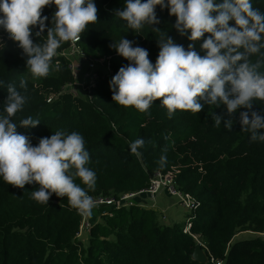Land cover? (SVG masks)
<instances>
[{"label":"trees","instance_id":"obj_1","mask_svg":"<svg viewBox=\"0 0 264 264\" xmlns=\"http://www.w3.org/2000/svg\"><path fill=\"white\" fill-rule=\"evenodd\" d=\"M95 4L98 20L81 34L79 46L85 59H105L107 65L90 92L82 97L65 91L75 82L71 64L78 59L66 54L70 42L57 49L49 75L37 78L18 42L4 38L0 42V81H4L0 113L6 115L3 105L7 85L12 84L27 100L11 119L17 123V133L27 136L33 146L57 131L82 134L91 158L89 167L97 176L95 189L89 191L91 197L139 191L156 172L175 169L176 186L199 202L188 215L195 214L191 215L192 235L184 232L185 224L162 222L155 209L133 205L107 206L99 214V210L92 213L90 226L79 237L83 215L67 197L53 193L48 204L38 203L32 198L40 187L37 182L19 188L0 177V264H214L212 258L223 264H264V238L256 233L241 240L235 237L244 231L264 230V142L252 141L251 133L241 130L239 113L247 109L240 108L229 117L225 106L205 104L199 113L177 110L169 118L161 98L147 112L113 101L109 82L129 63L111 47L114 42L122 37L134 40L133 46L148 50L153 64L162 34L167 33L185 49L194 42L187 38L190 30L181 36L173 27L176 17L167 8L157 5L160 23L145 25L136 33L116 14L125 7L124 0H95ZM252 6L264 12V0H252ZM56 10L54 4L43 8L47 27L41 37L35 36L38 26L33 27L34 42L47 39ZM229 25L234 26V21ZM209 35L205 33V37ZM202 39L195 42L200 55L206 51L200 48ZM258 59V54L250 56L251 62ZM259 70L264 73V66ZM21 79L26 80L27 91L20 88ZM82 81L86 82L84 77ZM50 95L54 98L49 102ZM252 110L264 115V101H255ZM213 112L223 117L219 127ZM29 116L40 122L34 127L19 124ZM229 118L235 121L231 130L223 125ZM138 138L145 144L139 154H133L129 145ZM162 156L166 157L163 166ZM75 182L86 187L78 177ZM199 241L206 246L205 263L192 257Z\"/></svg>","mask_w":264,"mask_h":264},{"label":"clouds","instance_id":"obj_2","mask_svg":"<svg viewBox=\"0 0 264 264\" xmlns=\"http://www.w3.org/2000/svg\"><path fill=\"white\" fill-rule=\"evenodd\" d=\"M124 2L125 7L116 14L134 32L139 33L145 25L160 23L156 12L159 5L176 17L173 27L181 36L190 30L187 38L194 43L185 49L167 33L162 34L157 41L160 51L153 64L148 50L133 46L134 40L122 37L118 43L114 42L111 47L129 63L121 66L109 82L113 101L147 112L161 98L169 118L177 110L199 113L205 104L215 108L225 106L229 117L244 108L247 111L239 113L241 130L250 132L252 141L264 142V132L259 131L264 129V115L252 110L255 101H264V73L259 70L264 66V12L253 8L252 0ZM53 4L57 8L52 18L54 27L47 28L43 43L34 42L33 27L38 26L35 36L41 37L48 20V16H42V10ZM97 11L95 0H0V28L18 42L32 75L47 77L57 49L65 42L79 41L87 26L98 20ZM229 21H234V26ZM152 28L160 31L158 27ZM205 33L210 35L205 37ZM201 38L200 48L206 50L204 55L195 50V42ZM253 54H258L260 59L251 62ZM75 81H82L80 75ZM3 85L4 81H0V87ZM20 88L27 91L26 80L21 79ZM7 92L3 105L6 115L0 113V177L19 188L37 182L40 187L32 192V198L38 203L48 204L54 193L67 197L81 215L91 216L95 201L89 191L95 189L97 176L89 167L91 158L82 134L57 131L50 138H40L38 145L33 146L27 136L17 133V123L11 119L23 110L27 97L12 84L7 85ZM212 116L219 127L223 117L214 112ZM39 122L29 116L19 124L34 127ZM234 122L225 119L223 125L231 130ZM144 144L143 138L130 143L131 153L139 154L138 149ZM165 162L166 157L162 156L161 166ZM77 177L86 187L75 182ZM152 202L155 205L156 200ZM136 205L150 208L143 203ZM202 247L206 253V246Z\"/></svg>","mask_w":264,"mask_h":264},{"label":"built area","instance_id":"obj_3","mask_svg":"<svg viewBox=\"0 0 264 264\" xmlns=\"http://www.w3.org/2000/svg\"><path fill=\"white\" fill-rule=\"evenodd\" d=\"M4 38H10V34L7 33L5 30L0 28V42L4 40ZM81 40V38H80ZM79 41H69V51L66 53L67 55H72L75 56V58H82L83 60H86L88 62V67L87 70L84 72V78L85 81H75L72 85H68L67 87L73 88L76 85H81L83 87V83L85 85L84 90L90 92V88L94 87L96 85L97 80L100 78V75L97 70H95L96 65L101 64L105 59H85L84 57V52L82 51L81 47L79 46ZM108 60L110 59L109 57L107 58ZM106 61V60H105ZM107 62V61H106ZM71 67L73 68V64H71ZM109 69V68H108ZM75 78L78 79L79 75L74 71ZM66 90V88H65ZM53 95H51L48 98V101L50 102L53 99ZM175 177H176V170L169 171L167 173H162V172H156L150 179L149 185L141 189L139 191H133V192H126L118 197H92L93 200L95 201V206H100L101 208L107 207V206H112L115 208H122V207H131L136 204H141V202L144 201L145 198L147 200L155 201L157 198V195L162 191V190H167L170 195L177 197L179 200V204L185 208L187 211L195 212L197 209L199 202L198 200L192 196L190 193L184 192L180 190L176 184H175ZM101 211V209H100ZM90 216H85L83 215V221L80 227V231L78 236L81 237L84 234V231L88 229L90 226V221H89ZM191 227H192V220L189 218L186 222V225L184 227V232L186 233H191ZM258 236L261 238H264V230L261 232H256ZM212 261L214 264H223V260L221 259H213Z\"/></svg>","mask_w":264,"mask_h":264},{"label":"rangeland","instance_id":"obj_4","mask_svg":"<svg viewBox=\"0 0 264 264\" xmlns=\"http://www.w3.org/2000/svg\"><path fill=\"white\" fill-rule=\"evenodd\" d=\"M73 70L78 74V75H80V80L81 79H83V77H84V72H82L81 74H80V71L81 70H84L85 68H86V65L85 66H83L82 68H80V66H79V64L75 61V60H73ZM87 64H88V62H87ZM106 65H107V63H106V61L104 60L103 62H101V64H99V65H96V68H95V70H97L98 71V73H99V75L100 74H102V73H105L106 72ZM82 82V81H81ZM83 87H85V85H84V83H83ZM81 85H76V86H74L73 88H71V87H66V91H69V92H72L73 94H75V95H77V96H82V97H84V96H86L87 95V93H88V91H86V90H84V88H83ZM51 96V95H50ZM49 96V97H50ZM53 97H54V95H53ZM163 191H161L160 192V194L162 193ZM160 194H158V196L160 195ZM169 196V195H168ZM157 202H159V206L161 205V204H163V206H168V210L165 212V213H163V214H159L160 215V220L162 221V222H169L170 221V224H177V223H179V224H181V225H184L185 223H186V221H187V218H188V215L190 214V212H188L186 209H184L180 204H179V200H178V198H176V197H171V196H169V197H167V199H164V202L163 203H161V201H160V199L158 198V200H156V202H155V205H153V202L152 201H149L148 203H146V202H141V203H143V204H145V205H149L150 206V208H152V209H154L155 207L157 208ZM154 208H153V207ZM100 209H102L100 206H95L93 209H92V213H96L98 210H99V212L97 213V214H99L100 213ZM156 210H158V209H156ZM171 219V220H170ZM253 236H257V235H255L254 233H253V231H248V232H246V233H242V234H238V235H236L235 237H236V240H241V239H246V238H251V237H253ZM82 239L83 240H85V236L84 237H82Z\"/></svg>","mask_w":264,"mask_h":264},{"label":"crops","instance_id":"obj_5","mask_svg":"<svg viewBox=\"0 0 264 264\" xmlns=\"http://www.w3.org/2000/svg\"><path fill=\"white\" fill-rule=\"evenodd\" d=\"M79 59V61H77ZM78 59H76V62L79 64V66H80V68H82L83 66H85L86 65V68L84 69V70H81L80 71V74L82 73V72H84L86 69H87V62L85 61V60H83L82 58H78ZM171 196V197H173L172 195H170V193L168 192V191H166V190H164L159 196L157 195V198H156V200H158V198L160 199V201H161V203H163L164 202V199H167V197H169V196ZM143 202H146V203H148L149 201L147 200V198H145L144 199V201ZM158 204V206H157V208L155 207H153L155 210L156 209H158V210H156L159 214L161 213V214H163V213H165L167 210H168V206H163V204H161L160 206H159V202H157ZM149 206V205H148ZM171 220V219H170ZM168 223H170V221L168 222ZM246 232H248V231H244V232H241L240 234H242V233H246ZM238 235V234H237Z\"/></svg>","mask_w":264,"mask_h":264},{"label":"water","instance_id":"obj_6","mask_svg":"<svg viewBox=\"0 0 264 264\" xmlns=\"http://www.w3.org/2000/svg\"><path fill=\"white\" fill-rule=\"evenodd\" d=\"M192 257L194 260L201 262V263H205L208 261L207 254L204 252L203 247L200 243L196 245V248H195V251Z\"/></svg>","mask_w":264,"mask_h":264}]
</instances>
